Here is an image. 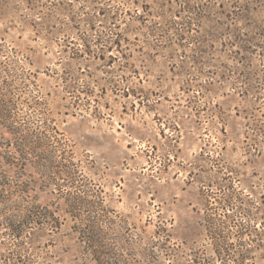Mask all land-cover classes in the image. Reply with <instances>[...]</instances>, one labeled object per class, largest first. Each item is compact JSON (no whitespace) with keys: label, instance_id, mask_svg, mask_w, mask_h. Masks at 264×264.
<instances>
[{"label":"rangeland","instance_id":"rangeland-1","mask_svg":"<svg viewBox=\"0 0 264 264\" xmlns=\"http://www.w3.org/2000/svg\"><path fill=\"white\" fill-rule=\"evenodd\" d=\"M16 251L264 264V0H0V264Z\"/></svg>","mask_w":264,"mask_h":264},{"label":"trees","instance_id":"trees-1","mask_svg":"<svg viewBox=\"0 0 264 264\" xmlns=\"http://www.w3.org/2000/svg\"><path fill=\"white\" fill-rule=\"evenodd\" d=\"M12 235L14 236V238H19V237H21L20 235V232H15L14 230H13V233H12ZM17 246H18V248H20L21 246H22V244H21V242H18L17 243ZM26 251L27 250H25V254H24V259H27V260H31V261H33V260H35V257L34 256H30L31 254H29V253H27L26 254ZM16 257L15 258H13L12 259V262L10 263V264H17L18 263V261H20V259H21V257H20V255H19V251H16ZM19 259V260H18Z\"/></svg>","mask_w":264,"mask_h":264}]
</instances>
